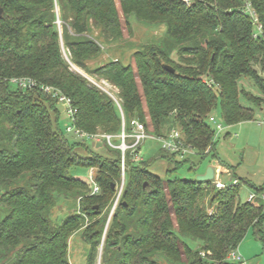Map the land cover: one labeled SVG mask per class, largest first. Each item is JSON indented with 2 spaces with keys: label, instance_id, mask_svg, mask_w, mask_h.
<instances>
[{
  "label": "trees",
  "instance_id": "1",
  "mask_svg": "<svg viewBox=\"0 0 264 264\" xmlns=\"http://www.w3.org/2000/svg\"><path fill=\"white\" fill-rule=\"evenodd\" d=\"M247 1L264 34V0ZM118 4L126 24L134 18L166 30L161 40L133 52V67L116 60L92 71L117 90L114 100L70 65L85 69L102 46L122 41L115 0H0V264H70L68 240L78 232L90 246L87 264H95L101 242L100 264H236L227 257L247 231L264 232L263 188L241 202V185L249 180L234 178L236 184L223 189L195 179L162 181L130 155L106 228L121 152L105 144H70L59 128L57 100L39 88L10 87L12 78H29L60 92L71 101L75 128L86 133L120 134L121 114L126 131L132 120L155 137L176 130L200 159L214 151L219 134L208 119L218 105L225 126L257 122L264 111V39L253 38L250 18L240 12L244 0ZM56 21L64 23L61 34ZM94 30L102 46L86 36ZM161 151L174 162L167 174L182 165L178 154ZM74 167L95 170L97 194L89 180L70 174ZM68 201L78 209L54 222L60 203Z\"/></svg>",
  "mask_w": 264,
  "mask_h": 264
},
{
  "label": "rangeland",
  "instance_id": "2",
  "mask_svg": "<svg viewBox=\"0 0 264 264\" xmlns=\"http://www.w3.org/2000/svg\"><path fill=\"white\" fill-rule=\"evenodd\" d=\"M115 4L117 10L119 11V18L121 21L123 35L122 41L117 43V45L108 47L102 46V40L98 36V30H94L93 35L86 36L89 39L95 40V42L102 46V55L96 60L87 63L85 69L77 67L73 64L70 65L73 72L81 75L87 81L106 92L114 100H116L117 90L112 88L105 81L99 80L97 75L93 74L92 71L97 66H103L109 61L116 60H119L122 65H131L133 67V52L141 50L150 43L161 40L166 30L165 26L149 27L136 22L134 18H130L128 24H126L119 10L118 0H115ZM56 10L58 17V9ZM55 23L59 33L61 34L64 23L62 21H56ZM69 33L71 36H74L71 31H69ZM10 87L12 89L15 88L13 86ZM56 108L60 114L59 128L62 134L70 144L76 143L78 140L73 135L67 134L65 131V127L69 126L70 123L66 118L64 106L56 104ZM212 115L226 128L221 134L216 136L214 152H212L209 159L201 161L196 159L194 154L187 155L189 157L186 156L185 158H181V160H177L182 163L179 168L167 174L168 170L173 169V165H170L168 159L162 155L160 144L153 139H147L140 145L138 157L141 160L138 162L143 161L146 165L149 164L148 172L156 175L162 181L174 177L182 179H195L197 173L191 169L189 163L196 161L200 165L198 175H202L205 173L206 167L209 161L212 160L214 153H216L219 162L233 171L234 177L232 178H235L238 181L243 179L250 181L251 185H241L239 194L241 202H246L251 194L256 195L259 188H263L261 194H264V125L260 126L254 122H243L231 127L225 126L222 122L221 109L219 105L212 112ZM260 119L261 114L258 115L256 120L260 121ZM150 130L151 129L149 128L148 131L150 132ZM85 145L92 148V144L88 141L85 142ZM100 153L106 154L104 149L101 150ZM127 155L129 156V154ZM70 174L76 178L89 180L90 176L93 179L95 170L74 167L70 170ZM121 181L122 176L117 186L121 183ZM219 181L224 185H229L231 183L230 177L225 173L220 175ZM115 199L116 194L114 201ZM114 201L112 203H114ZM204 203L208 214L213 213L215 209L214 206H210L209 197L205 199ZM112 208L113 204L109 212L107 210L104 211V213L108 212L106 228L108 227L113 214ZM77 209V203H74L73 201L60 203V207H58L57 211L53 214L52 220L60 223L66 214L72 213ZM262 227L264 229V222ZM104 234L105 230L103 232L102 241ZM101 251L102 242L96 249L95 264H100ZM89 253L90 246L82 240L81 232L75 233L69 238L67 258L70 264H87V257ZM235 253L241 256L242 261H244L245 264H264V234L257 235L255 233V229L250 228Z\"/></svg>",
  "mask_w": 264,
  "mask_h": 264
},
{
  "label": "built area",
  "instance_id": "3",
  "mask_svg": "<svg viewBox=\"0 0 264 264\" xmlns=\"http://www.w3.org/2000/svg\"><path fill=\"white\" fill-rule=\"evenodd\" d=\"M192 2V0H185V3L189 5ZM240 12L243 15H246L250 18L251 24L254 27L253 29V38L254 39H264V34L262 30V26L260 25L256 12L254 11L251 3L247 0H244L243 7L241 8ZM9 83L22 91L25 90H31L35 88H39L40 91L43 93L51 96L53 99L57 100V104H61L64 106L65 115L67 120L69 121V126L65 127V131L67 134L73 135L77 140L83 141V142H90L95 145H102L105 144L111 149H116L121 152V166H122V181L116 188V199L113 203L112 211L116 208L123 189H124V170H125V157L127 154H129L132 157L133 162H138L141 160L139 155V148L143 141L147 139H153L157 141L161 148L170 152L178 154L181 158L193 154V151L189 147H185L181 135L176 130H171L166 136L163 137H155L147 134L145 130V126L140 123L138 120H132L129 124L130 131H126L124 126V119L121 114V120H122V130L121 133L114 136V135H107V134H90L83 132L82 130H79L75 128L74 126V114L75 111L73 110L71 106V101L69 98L64 96L58 91L53 90L50 87H44L40 86L37 87V83L29 78H12L9 80ZM117 102V101H116ZM208 122L213 127V130L216 135L220 134L225 130V127L221 122H219L213 115L209 117ZM257 125H264V111L261 113V119L260 121L256 122ZM89 182L91 184V194H97L98 193V187L93 183V179L90 176ZM215 188L217 189H223L225 187L224 184L219 182L217 179L214 178V181H212ZM232 184H236V181H232ZM255 195L251 194L248 197L247 201H252L254 199ZM259 199L261 200L264 208V194H261L259 196ZM228 260L230 262L236 263V264H245L244 261H242V258L240 255L236 254L235 251L231 252L228 255Z\"/></svg>",
  "mask_w": 264,
  "mask_h": 264
},
{
  "label": "crops",
  "instance_id": "4",
  "mask_svg": "<svg viewBox=\"0 0 264 264\" xmlns=\"http://www.w3.org/2000/svg\"><path fill=\"white\" fill-rule=\"evenodd\" d=\"M97 148H100V147H98L97 145H95ZM214 152V151H213ZM195 157H196V159H198V160H201V161H204V160H206V159H209V157L211 156V155H209L206 159H200V157H198V156H196V155H194ZM190 159V158H189ZM188 159V160H189ZM177 160H181V159H179V158H175V161H177ZM169 162H170V165H173V167H174V162L172 161V160H168ZM190 164V166H191V169H193V171L194 172H196L197 173V175L196 176H198V170L200 169V165L196 162V161H194V162H190L189 163ZM208 167H212L214 170H215V179H217L218 181H219V178H220V175L222 174V173H225V174H227L229 177H230V181H234V178H232L234 175H233V171L231 170V169H229L228 167H226V166H224L223 164H221L220 162H219V159H218V157H217V154L216 153H214V156H213V158H212V160L211 161H209V163H208V165H207V167H206V169L208 168ZM198 168V170H196ZM206 171V170H205ZM200 175V174H199ZM220 182V181H219ZM222 183V182H221ZM260 189V188H259ZM263 224V223H262ZM262 224L260 225V227H261V229L264 231V229H263V227H262ZM255 229V228H254ZM255 233L257 234V235H260V234H258L257 233V229H255ZM262 234H264V232L262 233Z\"/></svg>",
  "mask_w": 264,
  "mask_h": 264
},
{
  "label": "water",
  "instance_id": "5",
  "mask_svg": "<svg viewBox=\"0 0 264 264\" xmlns=\"http://www.w3.org/2000/svg\"><path fill=\"white\" fill-rule=\"evenodd\" d=\"M2 14H3V10H2V8H0V17L2 16ZM164 68H165V70H167L171 73L174 72V70L168 66H164ZM97 146L100 147L101 145L98 144ZM196 170H198V168ZM214 178H215V170L212 167H208L206 169L205 173L202 175L196 176L195 180L197 182H200V183H209V182L214 181Z\"/></svg>",
  "mask_w": 264,
  "mask_h": 264
}]
</instances>
